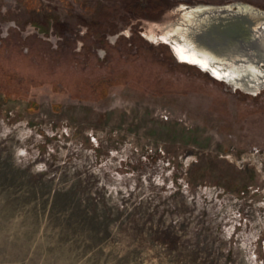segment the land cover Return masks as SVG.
I'll use <instances>...</instances> for the list:
<instances>
[{
	"label": "rangeland",
	"instance_id": "rangeland-1",
	"mask_svg": "<svg viewBox=\"0 0 264 264\" xmlns=\"http://www.w3.org/2000/svg\"><path fill=\"white\" fill-rule=\"evenodd\" d=\"M231 1L0 0V264H264V85L142 34Z\"/></svg>",
	"mask_w": 264,
	"mask_h": 264
},
{
	"label": "water",
	"instance_id": "water-1",
	"mask_svg": "<svg viewBox=\"0 0 264 264\" xmlns=\"http://www.w3.org/2000/svg\"><path fill=\"white\" fill-rule=\"evenodd\" d=\"M181 11L184 18L172 36L204 57L208 67L178 60L170 42L149 41L166 44L177 62L193 65L213 79L226 83L211 74V66L228 67L237 71L240 79L264 85V8L235 0L219 5L184 4Z\"/></svg>",
	"mask_w": 264,
	"mask_h": 264
},
{
	"label": "bare ground",
	"instance_id": "bare-ground-1",
	"mask_svg": "<svg viewBox=\"0 0 264 264\" xmlns=\"http://www.w3.org/2000/svg\"><path fill=\"white\" fill-rule=\"evenodd\" d=\"M180 9L183 8V5H177ZM153 23V22H152ZM154 24H158V22H154ZM175 30H164L160 33H154L151 29L144 31L142 34L150 41H165L170 42L173 52L178 60H184L188 62L197 63L202 69L208 67V61L202 57L197 56L191 49L188 48L187 45L183 43V41L179 42L178 40L173 38V32ZM209 71L216 78L224 80L227 84H229L232 88H240L244 91L254 94L256 90H258L259 86L256 83L249 82L244 79L239 78V73L234 71L233 69H229L228 67L225 69L217 68V66H211Z\"/></svg>",
	"mask_w": 264,
	"mask_h": 264
},
{
	"label": "trees",
	"instance_id": "trees-1",
	"mask_svg": "<svg viewBox=\"0 0 264 264\" xmlns=\"http://www.w3.org/2000/svg\"><path fill=\"white\" fill-rule=\"evenodd\" d=\"M163 1H157V4L154 6V8H152V10H149L148 13H146L144 16L141 15L140 13V10H137L138 7H140L138 4H130L129 6H127V9H123L124 13L126 12V14H131V15H137L136 17H147V18H155L157 15L161 14L163 12V10H165L167 8L168 5H170V1H166V2H163ZM126 15L124 14H118L117 15V20H120L121 23H126L129 21L128 19V16H126V18H124ZM119 18V19H118ZM134 28V27H132ZM114 29H110L108 30V32L110 31H113ZM158 45H164L163 43H158ZM149 46L153 47L155 45L149 43ZM166 46V45H165ZM170 53V52H169ZM177 63H180L182 65H184L185 63H181V62H177ZM185 65H188V64H185ZM12 101H14V99H12ZM56 105V104H54Z\"/></svg>",
	"mask_w": 264,
	"mask_h": 264
},
{
	"label": "flooded vegetation",
	"instance_id": "flooded-vegetation-1",
	"mask_svg": "<svg viewBox=\"0 0 264 264\" xmlns=\"http://www.w3.org/2000/svg\"><path fill=\"white\" fill-rule=\"evenodd\" d=\"M119 24H120V25H123L122 23H118V24H117V25H118L117 29L120 28V27H119V26H120ZM126 28L129 29V28H130L129 25L126 26Z\"/></svg>",
	"mask_w": 264,
	"mask_h": 264
}]
</instances>
